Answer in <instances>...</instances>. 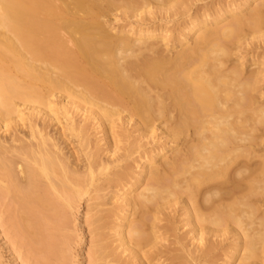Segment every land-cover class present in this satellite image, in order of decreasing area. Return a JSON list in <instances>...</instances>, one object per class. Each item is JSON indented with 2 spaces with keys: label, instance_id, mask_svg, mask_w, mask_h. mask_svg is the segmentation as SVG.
Returning a JSON list of instances; mask_svg holds the SVG:
<instances>
[{
  "label": "bare ground",
  "instance_id": "bare-ground-1",
  "mask_svg": "<svg viewBox=\"0 0 264 264\" xmlns=\"http://www.w3.org/2000/svg\"><path fill=\"white\" fill-rule=\"evenodd\" d=\"M84 198L91 263L264 264V0H0L11 248L66 262Z\"/></svg>",
  "mask_w": 264,
  "mask_h": 264
},
{
  "label": "rangeland",
  "instance_id": "rangeland-1",
  "mask_svg": "<svg viewBox=\"0 0 264 264\" xmlns=\"http://www.w3.org/2000/svg\"><path fill=\"white\" fill-rule=\"evenodd\" d=\"M106 20L110 21V23L113 24V26H116V27H120V26H123V24H127V22L122 19H120L119 21H112V19L110 20V17H106ZM130 26L127 25V29H129ZM149 42H156L158 41V39H150L148 40ZM181 48V47H180ZM176 49H174L173 51H175ZM237 51V50H236ZM236 56H233L232 60L236 62ZM231 64L230 62L227 63V65ZM97 130H94L92 132V135H94V137L96 136L97 134V138L99 137V139H101L98 135V133L96 132ZM94 133V134H93ZM72 141V146L71 148L70 145L69 147L67 148L66 151H72V149L74 148H77V144H78V141L77 139L75 140V137H71V139H69V141ZM74 140V142H73ZM123 145V144H122ZM75 149V150H77ZM68 151V152H69ZM110 193V195H109ZM108 195L111 197L112 195L111 194H114L112 192H109ZM107 195V196H108ZM108 196V197H109ZM115 199L112 200V202L110 203H113V204H116L114 203ZM110 201V200H109ZM110 203L108 205H105L106 207H102V208H108L110 206H113V205H110ZM89 204L90 202H87L86 201V198L83 199V201H79L77 203V205H74L75 207H73L70 211V216H69V222H68V244H66L67 246L66 247H63L64 251H62L63 254V259L65 258L66 259V262L63 260L62 263L64 264H94V263H91L89 262V260L91 259L90 257V254L92 255L93 251H91V248L89 247V245H91V242L94 240V235L91 234L92 232V228L94 227H90L89 225V219L91 218L92 214H95L96 212L95 211H92L90 212L89 211ZM117 206V205H116ZM2 206L0 205V211H4L3 212V216H1L2 212L0 213V226H2L1 224L5 225V219L7 220L8 216H9V213L5 211V208H3L4 210H1ZM6 213V214H5ZM8 214V215H7ZM90 214V215H89ZM7 217V218H6ZM2 218H3V221L4 223H2ZM116 220V218L114 217L113 220ZM114 224V223H113ZM113 224H111V226H113ZM2 226L0 227V264H33L32 262L34 261L33 258H31L30 254L28 252L29 248L28 247H25L24 250H20L22 251V253H20L19 249L20 248H17L15 249V247L17 246H13L11 248V241L13 240L12 238V234L9 232L10 231V227L8 226ZM114 228H109V229H106L107 230V234L109 235L108 238L109 239H112L116 237V234L113 233V230ZM9 230V231H8ZM111 230V232H109ZM8 232V233H7ZM7 234V235H5ZM9 234V235H8ZM11 235V236H10ZM6 237L8 238L7 240L10 241V238H11V241L10 242H7L6 240ZM114 245H117V242L114 243ZM26 251V252H25ZM92 252V253H91ZM20 253V255H19ZM29 255V256H28ZM40 255H38L39 257ZM28 257H29V260H28ZM37 257V256H36ZM37 257V258H38ZM40 258V257H39ZM27 259V260H26ZM32 262H31V260ZM49 264H52V263H49Z\"/></svg>",
  "mask_w": 264,
  "mask_h": 264
}]
</instances>
